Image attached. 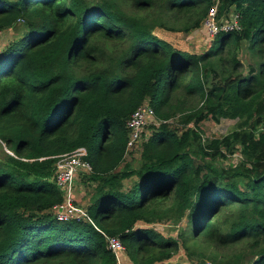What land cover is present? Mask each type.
Returning <instances> with one entry per match:
<instances>
[{
    "label": "trees",
    "instance_id": "1",
    "mask_svg": "<svg viewBox=\"0 0 264 264\" xmlns=\"http://www.w3.org/2000/svg\"><path fill=\"white\" fill-rule=\"evenodd\" d=\"M214 4L218 17L237 12L240 29L218 32L201 53L154 33L198 29ZM18 24L22 35L0 42L9 151L0 156V264H117L102 232L120 239L132 264H169L178 241L152 225L182 220L177 236L190 256L200 238L242 245L217 264H241L243 253L264 264V0H0V31ZM243 43L255 63L246 72ZM143 101L162 122L149 125L132 165L126 121ZM175 114L182 130L165 122ZM208 117L237 128L203 139L198 123ZM237 145L240 161L212 162ZM80 146L93 223L50 211L63 201L54 162Z\"/></svg>",
    "mask_w": 264,
    "mask_h": 264
},
{
    "label": "rangeland",
    "instance_id": "2",
    "mask_svg": "<svg viewBox=\"0 0 264 264\" xmlns=\"http://www.w3.org/2000/svg\"><path fill=\"white\" fill-rule=\"evenodd\" d=\"M230 12H232V10L228 12L227 16L231 14ZM22 26L23 24H18L14 26V28H9L7 30L1 31L0 42L7 43L19 38L24 32V27ZM154 33L158 37H161L162 39L168 36L169 39L167 38L168 40L166 39L164 40L170 42L176 48L187 49L189 50L188 52L192 51L196 53H201L205 51L212 42V39L210 38L209 34L203 28L202 25L199 27V29H195L187 33L170 31L162 28H155ZM238 56L239 59H241V61L243 62L241 70L246 72L249 70V66L251 68L254 67L255 65L254 57L252 56V51L247 48L246 43H243L241 45V48L238 51ZM178 118H179V114H175L174 116H172V118H170L168 123L171 127H176L178 130H182L183 127L182 125L178 124ZM187 126L194 127V123L191 122ZM198 127L201 130V135L203 139L221 138L237 128V120L230 118H221L218 121H216L208 117L200 120L198 123ZM150 132H151V127L146 126L141 136V142L143 141L144 138L149 136ZM140 143H138L136 148L128 152L127 156H125V160H124L125 162H129L132 165L135 164L136 160L139 158L138 154H139V148L141 147ZM240 150L241 147L237 145V148H235L232 152H226L225 157H216L212 160V162L216 166L224 167V168L233 165L242 159ZM3 151L9 152L3 146V144L0 143V156H2ZM79 176L81 177L82 180L80 183L82 184V190L85 192L82 199L87 200L90 194L94 192V184L89 181H86L87 174H85L84 172H80ZM132 179H130V184L132 183ZM140 224L144 225L142 222L138 223V225ZM185 224L186 221L182 220L181 223H179L178 225L172 223L169 224L166 222H158L152 225L164 237L172 238L178 241V245H179L178 250L171 256V258L165 260L164 263L167 262L169 264H195V263H199L202 259L206 262V264H217V261L219 262V259L226 260L232 257V255H234L236 252H243V247L241 244H238L237 246H233V247L230 246V247L213 248L210 245L203 242L200 238H197L196 240L189 242V245L191 246L190 252L193 251L194 253L192 256H190L188 252L183 248V245L181 244V241L178 239L177 236L179 229L184 228ZM244 245L246 244L244 243ZM246 250L249 252L247 246H246ZM203 252L205 253V256L201 257L199 253H203ZM123 253H125V250H123ZM215 256L217 260L212 261L211 258ZM241 259H243L241 264H250L249 256L247 254L243 253V258L241 257Z\"/></svg>",
    "mask_w": 264,
    "mask_h": 264
},
{
    "label": "built area",
    "instance_id": "3",
    "mask_svg": "<svg viewBox=\"0 0 264 264\" xmlns=\"http://www.w3.org/2000/svg\"><path fill=\"white\" fill-rule=\"evenodd\" d=\"M230 13L231 14L226 17H218L216 4L208 9L207 15L202 21V26L211 39L220 31L240 29L239 14L235 11ZM169 120L165 122L168 123ZM161 122L162 121L155 116L153 108L147 101H143L138 105L126 121L127 142L125 156L141 142V136L146 126H158ZM86 154V148L80 146L69 153L58 155L54 162L52 179L61 190L63 201L60 204L54 205L50 211L59 221L76 220L93 223L86 208L75 202L72 191L75 177L80 172L88 174L91 170L89 163L85 159ZM102 233L105 236L109 249H111L116 258H118L120 253L125 250L120 239L116 236H110L104 232Z\"/></svg>",
    "mask_w": 264,
    "mask_h": 264
},
{
    "label": "crops",
    "instance_id": "4",
    "mask_svg": "<svg viewBox=\"0 0 264 264\" xmlns=\"http://www.w3.org/2000/svg\"><path fill=\"white\" fill-rule=\"evenodd\" d=\"M167 38L169 39L168 36H166L164 39L168 40ZM180 49H184V48H180ZM184 50H187V49H184ZM187 51H189V50H187ZM192 53H196V52H192ZM81 181H82L81 180V177L78 174L75 177V180L73 182L72 191H73V195H74L75 202L77 204H79V205L81 204V206H83L84 208H86L91 203L92 194H90V196L87 198V200L82 199L83 198V195L85 194V192L82 190V184H80ZM123 184H124L125 187L129 186L128 184H130V179L124 180L123 181ZM116 259H117V264H132V262L129 259V257L127 256V254H125L123 252L120 254V257H118Z\"/></svg>",
    "mask_w": 264,
    "mask_h": 264
}]
</instances>
